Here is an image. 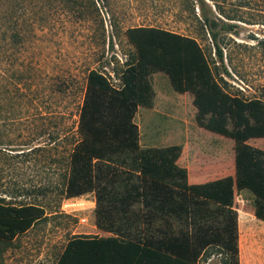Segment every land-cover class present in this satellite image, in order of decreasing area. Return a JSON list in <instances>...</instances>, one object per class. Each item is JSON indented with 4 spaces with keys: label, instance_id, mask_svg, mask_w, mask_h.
I'll return each mask as SVG.
<instances>
[{
    "label": "rangeland",
    "instance_id": "obj_1",
    "mask_svg": "<svg viewBox=\"0 0 264 264\" xmlns=\"http://www.w3.org/2000/svg\"><path fill=\"white\" fill-rule=\"evenodd\" d=\"M206 1L218 25L235 26L218 37L224 63L193 0H0V202L46 210L27 233L0 240V264H56L76 236L142 243L136 172L96 162L94 192L63 195L88 74L97 70L121 87L123 72L138 60L128 29L159 27L195 39L225 92L264 98V0ZM150 81L154 106L139 108L135 117L141 148L180 145L179 165L192 184L234 176V141L201 128L194 96L176 92L167 75L155 73ZM249 144L264 150V138ZM213 205L190 200L191 231L195 224L232 218L240 261L264 264V221L255 216L253 194L238 193L224 214ZM224 258L210 248L198 264H222Z\"/></svg>",
    "mask_w": 264,
    "mask_h": 264
},
{
    "label": "trees",
    "instance_id": "obj_2",
    "mask_svg": "<svg viewBox=\"0 0 264 264\" xmlns=\"http://www.w3.org/2000/svg\"><path fill=\"white\" fill-rule=\"evenodd\" d=\"M193 1L224 63L218 37L235 26L224 21L218 25L206 0ZM127 37L138 60L123 72L120 88L97 70L88 74L63 195L72 199L94 192L96 162L139 173L144 239L139 243L76 236L56 264H198L210 248L225 255L222 264H241L238 224L230 218L192 232L190 200L214 204L224 214L235 206L238 193L250 191L255 216L264 221V150L249 144L264 138V98L244 100L225 92L201 46L189 36L159 27H134L127 30ZM158 72L167 75L176 92L194 96L201 128L234 141V176L192 184L187 168L179 165L180 145L141 148L135 117L139 108H153L150 78ZM45 215L46 210L36 204L0 202V240L13 241Z\"/></svg>",
    "mask_w": 264,
    "mask_h": 264
},
{
    "label": "crops",
    "instance_id": "obj_3",
    "mask_svg": "<svg viewBox=\"0 0 264 264\" xmlns=\"http://www.w3.org/2000/svg\"><path fill=\"white\" fill-rule=\"evenodd\" d=\"M100 168H101L102 173H104L106 175V173H107V171L109 169V166H107L106 164H103ZM137 174L139 175V173H137ZM189 179H190V177H189ZM106 181H109V180L107 179ZM205 182H207V181L206 180H204V181H201L200 180V181L195 182V184L196 183L197 184H199V183H205ZM97 191H98V189H97ZM98 192L101 193V191H98ZM195 228L196 229L198 228L197 224H195ZM241 264H244L242 260H241Z\"/></svg>",
    "mask_w": 264,
    "mask_h": 264
}]
</instances>
